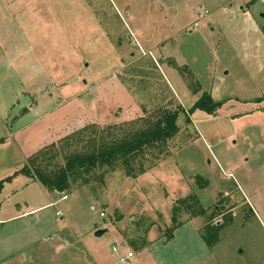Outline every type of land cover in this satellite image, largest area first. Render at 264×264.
<instances>
[{
  "label": "rangeland",
  "instance_id": "374dc122",
  "mask_svg": "<svg viewBox=\"0 0 264 264\" xmlns=\"http://www.w3.org/2000/svg\"><path fill=\"white\" fill-rule=\"evenodd\" d=\"M171 58L185 80H163ZM114 72L145 113L119 136L169 107L188 110L204 91L219 104L179 112L176 135L142 154L73 172L70 186L87 182L96 202L66 191L0 221V264H264V0H0V104L51 86L65 98L74 86L101 122L125 103L107 82ZM1 118L5 219L45 195L15 174L24 158L2 142L11 127ZM97 136L108 130L59 148L50 168Z\"/></svg>",
  "mask_w": 264,
  "mask_h": 264
},
{
  "label": "crops",
  "instance_id": "0c3cea01",
  "mask_svg": "<svg viewBox=\"0 0 264 264\" xmlns=\"http://www.w3.org/2000/svg\"><path fill=\"white\" fill-rule=\"evenodd\" d=\"M176 65L177 64L171 58L167 63L168 67L164 71L165 74H163L162 72L163 80H185L184 77L179 73V69H177ZM119 75L118 73L116 74L114 72V74L110 75L111 78L110 80H107V82L121 94V96L124 98L125 103H120L121 106H119V110L116 114L113 111L105 113L101 122L97 121V119H95L92 114L90 115L89 112H91V109H89V107H91L92 105L90 103H88L87 105L85 104V100L87 99V97L84 96L85 93H81L84 91L83 88L77 89V87L73 86L68 93L69 95H67V97L65 98L62 97L60 91L55 94L53 92L48 93L51 90L52 86L48 87L46 90H42L39 99H33L31 94L27 91H25V94H23L21 99H19L18 96L20 93H17L16 91L6 98V104H3V102L2 104H0V113H2L1 120L6 119L7 124L11 127L10 139L9 137L4 138L2 142H6L8 140L12 141L16 145L18 151L22 153V156L24 158V166L28 158L37 150L43 148L44 146L57 143L69 133L80 129L87 124L93 123L104 126L107 124L127 122L136 118L145 117V113L142 108H140V104L137 102L133 93L122 81ZM84 83L86 84L87 82ZM96 85L97 84L95 83L92 85V87H89V90L86 89V94L90 97V99L91 91L93 90V88H96ZM167 94V96L170 97L171 92H167ZM97 98L98 96L94 97L95 100H97ZM176 99L180 104L179 98L177 97ZM48 103L52 104L48 105ZM46 105H48V107H46V109H43ZM180 105L183 111H186L185 106H183L182 103ZM86 107L88 109H86ZM114 109L116 108L114 107ZM23 166H21L15 174L24 175L25 177H27L29 180V184L36 183L39 186L40 191H42L41 193L45 195L44 202H38L37 205H31L29 211L25 212L21 211L22 207H18L16 210V212L18 213L14 214L13 216L11 215V217L0 219L1 222L9 220L13 217L22 216L28 212L31 213L35 210H40L48 206H52L50 203H52L53 201L50 202L48 199L49 196H51L52 199V194L53 196L55 195L54 202L56 203L59 200H62L63 195L67 196L65 199L68 198V194L65 192L56 193L52 191L49 192L44 189V187L37 179L27 176L20 171ZM86 183L71 185L67 192H71L74 194L82 193L87 198L88 202H96L95 197L93 196V191H91L92 189H90ZM25 184H27V182H25ZM7 196H9V194H7ZM5 198L6 196H4V200H0V211H2V209H4L5 211L11 209V206H9L11 204H4ZM47 199L49 202L47 201ZM25 206L26 208H28L29 202H26ZM57 211L59 210H56L55 214ZM125 245L126 243L123 242L122 246ZM131 257H133V254L132 256L127 257V259ZM128 263L131 262L128 261Z\"/></svg>",
  "mask_w": 264,
  "mask_h": 264
},
{
  "label": "trees",
  "instance_id": "16d2710c",
  "mask_svg": "<svg viewBox=\"0 0 264 264\" xmlns=\"http://www.w3.org/2000/svg\"><path fill=\"white\" fill-rule=\"evenodd\" d=\"M198 89L199 88H197V90ZM217 104L219 103H213L209 95L204 91L202 95L195 100L193 106L186 111L190 112L194 109H207L209 111L210 109H214ZM181 111H183L182 108L171 109V107H169L167 112L163 113L161 117L159 116L160 119L157 120L154 126L146 129H139L137 131L129 127V131L120 134V136L115 134L116 129H120L123 125L132 124L137 121L141 123L144 117L127 122L108 124L105 125L104 128L93 123L87 124L69 133L57 143L44 146L37 150L28 158L26 164L20 171L27 176L37 179L47 191L64 193L70 187L69 177L73 172H80L82 174L91 172L102 166H113L116 162L121 160V158L130 159V156H136L146 152L148 145L151 143H160L171 139L178 131L176 120ZM149 124H147V126ZM107 130L108 136L106 138L97 136V140H93L95 143L91 151L84 152L80 150L71 152L66 156L62 166L59 168H50V162H48L50 160H46V158L55 156L59 148L70 147L71 143L75 140L93 135L96 132H101V134H103L107 132ZM1 185L2 181L0 182V188Z\"/></svg>",
  "mask_w": 264,
  "mask_h": 264
},
{
  "label": "built area",
  "instance_id": "2783aa9c",
  "mask_svg": "<svg viewBox=\"0 0 264 264\" xmlns=\"http://www.w3.org/2000/svg\"><path fill=\"white\" fill-rule=\"evenodd\" d=\"M196 24H197V23H194V25H196ZM66 197H67L66 195H63V196H62V199H65ZM50 204H51L52 206H55L56 202H52V203H50ZM59 213H60V211H57V212H56V214H59ZM101 214H102V213H100V215H101ZM113 249H115V248L113 247ZM127 256H128V257L132 256V253H131V252H128V253H127Z\"/></svg>",
  "mask_w": 264,
  "mask_h": 264
},
{
  "label": "water",
  "instance_id": "95a60500",
  "mask_svg": "<svg viewBox=\"0 0 264 264\" xmlns=\"http://www.w3.org/2000/svg\"><path fill=\"white\" fill-rule=\"evenodd\" d=\"M105 231L106 229H97L95 231V236H101Z\"/></svg>",
  "mask_w": 264,
  "mask_h": 264
}]
</instances>
